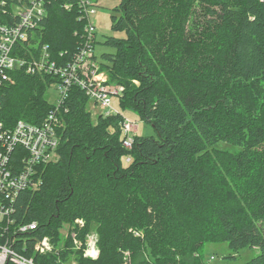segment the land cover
Instances as JSON below:
<instances>
[{
  "label": "trees",
  "instance_id": "1",
  "mask_svg": "<svg viewBox=\"0 0 264 264\" xmlns=\"http://www.w3.org/2000/svg\"><path fill=\"white\" fill-rule=\"evenodd\" d=\"M79 2L45 0L38 46L18 44L19 55L37 58L47 46L58 64L74 60L87 40ZM115 12L112 29L124 36L105 38L114 52L99 65L124 87L121 111L94 123L90 98L70 89L57 112L59 159L40 167L37 191L18 194L0 242L15 239L37 264L73 256L126 264V252L131 264H207L205 248L217 243L234 253L258 248L247 264H264V0H121ZM10 76L0 90L6 129L20 120L40 125L56 111L44 97L57 76ZM122 111L150 123L157 138L136 135L124 147ZM220 142L239 150L215 148ZM76 220L84 246L87 235L98 236L97 260L69 249L71 238L58 257L34 252L44 237L60 246L62 229ZM25 225L34 229L20 232Z\"/></svg>",
  "mask_w": 264,
  "mask_h": 264
},
{
  "label": "built area",
  "instance_id": "2",
  "mask_svg": "<svg viewBox=\"0 0 264 264\" xmlns=\"http://www.w3.org/2000/svg\"><path fill=\"white\" fill-rule=\"evenodd\" d=\"M21 1L19 0V4L11 3L9 9L4 2L0 5V18L3 20V23H0V90L11 81V73L24 70L31 75L57 76L60 79V83L57 84L60 98L55 104L56 111L48 115L40 125L20 120L12 129H6L0 122V223H5L6 229L14 224L12 213L18 194L24 191H37L42 184L40 167L55 163L59 159L58 127L61 120L57 112L61 109L70 89L78 86L84 90L90 100L102 109L104 117L120 113L114 109L113 103L114 99L119 100L124 94L123 86L108 82L107 74L101 70L94 58L93 38L96 35L94 16L97 10L92 1L79 2L80 19L85 20L87 40L76 58L66 64L54 61L47 46L42 48L37 58L34 56L24 58L19 55L18 44L38 46L35 42V31L46 16L45 0H30L29 4H20ZM67 8L70 9V6ZM121 129L125 136L124 147L131 149L137 135V127L125 117ZM77 226L83 227L84 222L76 220L74 224L62 229L60 246L55 245L50 238L44 237L35 244L34 252L38 255L54 254L58 257L60 250L66 245V239L71 238L69 249L82 250L84 258L97 260L100 256L98 236L95 233L87 235L84 246L77 237ZM33 229V225L18 227L20 232ZM21 243V249L25 251L26 240L22 239ZM14 245L15 239L0 242V264H37L33 258L20 253ZM124 259L126 264H131L129 252L124 253ZM67 264L79 262L73 256Z\"/></svg>",
  "mask_w": 264,
  "mask_h": 264
},
{
  "label": "rangeland",
  "instance_id": "3",
  "mask_svg": "<svg viewBox=\"0 0 264 264\" xmlns=\"http://www.w3.org/2000/svg\"><path fill=\"white\" fill-rule=\"evenodd\" d=\"M92 1L96 6L97 14L94 16L96 24V44H95V55L97 57V62L101 61V55L103 53H112L114 49L104 45L105 38L108 36L123 37L124 33L116 32L112 29V16L118 15L115 9L119 6L121 0H88ZM50 104H56L60 98V93L58 91L57 85H53L46 93L44 97ZM114 109L116 111H121L119 100L114 99L113 103ZM88 111L92 114V120L94 123L102 115L103 111L100 107L95 105L92 101L88 103ZM124 116L128 121L133 123L137 127V135L141 137H155L157 138V133L155 132L153 126L143 121L137 114L131 111H122ZM215 148L222 150H229L232 152H237L238 147L220 142ZM65 234L66 232L63 231ZM260 254L258 248H244L238 253H234L228 246L227 243H217L208 244L205 248V262L208 264H247ZM232 257V258H231ZM213 258V259H212Z\"/></svg>",
  "mask_w": 264,
  "mask_h": 264
}]
</instances>
